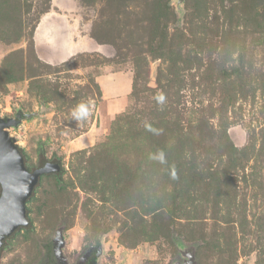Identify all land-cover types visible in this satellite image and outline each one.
I'll use <instances>...</instances> for the list:
<instances>
[{
	"label": "rangeland",
	"instance_id": "374dc122",
	"mask_svg": "<svg viewBox=\"0 0 264 264\" xmlns=\"http://www.w3.org/2000/svg\"><path fill=\"white\" fill-rule=\"evenodd\" d=\"M182 7L0 0V115L24 114L9 132L30 169L60 165L0 264L44 263L59 232L70 264H264V0ZM59 12L74 52L47 50ZM117 71L131 79L106 98Z\"/></svg>",
	"mask_w": 264,
	"mask_h": 264
},
{
	"label": "water",
	"instance_id": "95a60500",
	"mask_svg": "<svg viewBox=\"0 0 264 264\" xmlns=\"http://www.w3.org/2000/svg\"><path fill=\"white\" fill-rule=\"evenodd\" d=\"M177 10L183 14L184 0H174ZM22 122L21 118L8 119L0 115V249L6 236L19 227L29 224L27 201L31 198L41 175L60 170V165L44 161L34 169L27 166L24 155L11 136L9 128ZM64 236L59 232L57 255L66 260L63 254ZM183 264H197L194 253L188 252Z\"/></svg>",
	"mask_w": 264,
	"mask_h": 264
},
{
	"label": "crops",
	"instance_id": "0c3cea01",
	"mask_svg": "<svg viewBox=\"0 0 264 264\" xmlns=\"http://www.w3.org/2000/svg\"><path fill=\"white\" fill-rule=\"evenodd\" d=\"M60 14V12L58 13ZM51 16H48V18L52 17V13L50 14ZM62 15V18H58V17H53V20H55V31L54 33L52 32V37L53 40L52 42L55 44L56 43V47L55 48H48L47 50H52L53 52L54 51H60V50H65L66 52L70 53V52H74V48H77V45L76 43H74L73 41H71L70 39V34L73 30V27L72 26H69V24L64 21H66V19L64 18V14H60ZM43 23V22H42ZM52 23H45L43 24L42 28L40 29H43L44 26H51ZM41 25V24H40ZM69 28H68V26ZM66 28V31H68V34H66V31L63 29ZM70 32V33H69ZM66 34V35H65ZM63 35L66 36V39H65V36L62 37ZM72 35V34H71ZM72 37V36H71ZM51 40H48V43H50ZM64 45L63 49H62V46ZM52 47V46H51ZM130 76L127 75V72H120V71H117V72H109V73H106V74H101L98 76V81L100 82L101 84V87H102V90L104 91V95L106 96L107 91L109 92H112V94H110V96L112 97L115 92L116 93H119L120 91L123 90V87L124 89H126V85H127V79H131V77L129 78ZM109 95L106 96V98H108Z\"/></svg>",
	"mask_w": 264,
	"mask_h": 264
},
{
	"label": "flooded vegetation",
	"instance_id": "af4514ba",
	"mask_svg": "<svg viewBox=\"0 0 264 264\" xmlns=\"http://www.w3.org/2000/svg\"><path fill=\"white\" fill-rule=\"evenodd\" d=\"M10 117H14V118H21V117H23L24 118V114H22V113H15L14 116H10ZM10 117H4V118L8 119ZM7 238H8V236L5 237L4 243H5V241H6ZM64 241H65V239H64ZM57 246H58V243H57ZM42 264H70V263L67 260H64V259L60 258L57 255V249H56L55 250V254L47 257L44 260V263H42ZM73 264H80V261L77 260V261L73 262ZM81 264H94L92 262V256H91V253L90 252H87V254L83 258Z\"/></svg>",
	"mask_w": 264,
	"mask_h": 264
},
{
	"label": "clouds",
	"instance_id": "9594fccd",
	"mask_svg": "<svg viewBox=\"0 0 264 264\" xmlns=\"http://www.w3.org/2000/svg\"><path fill=\"white\" fill-rule=\"evenodd\" d=\"M164 99L165 98L163 95H159L157 97V101L161 104L164 102ZM89 115H90V104L89 103H79L78 105H76V107L71 113L72 118L77 121L86 120Z\"/></svg>",
	"mask_w": 264,
	"mask_h": 264
}]
</instances>
